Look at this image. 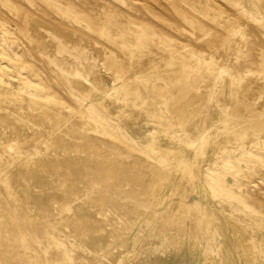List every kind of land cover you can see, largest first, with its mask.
Listing matches in <instances>:
<instances>
[{"label":"rangeland","instance_id":"rangeland-1","mask_svg":"<svg viewBox=\"0 0 264 264\" xmlns=\"http://www.w3.org/2000/svg\"><path fill=\"white\" fill-rule=\"evenodd\" d=\"M6 63L8 73L29 77L23 94L63 118L53 128L35 123L41 137L23 148H2L10 150L3 158L13 159L0 165V173H13L27 206L0 199V212H7L0 222V264H50L52 256L37 248L54 250L50 231L78 243L75 255L84 257L78 264L174 258L176 264H250L236 250L232 263L217 245V224L225 227L229 215L255 241L254 264H264V124L255 122L264 120V0H0V64ZM128 86L139 89L142 96H135L142 99L126 93ZM183 112L187 123L179 120ZM242 120L254 132L196 166L202 174L197 179L173 164L172 173L165 167L153 173L149 169L182 155H156L137 137L154 126L182 135L167 146L191 142L199 152L206 136H222ZM55 139H63L61 147H44ZM56 153L63 157L53 159ZM108 155L121 162L107 161ZM31 160L47 162L27 172L22 164ZM146 179L153 190L141 184ZM5 187L0 185V194H8ZM71 211L88 218L63 220ZM26 214L38 216L33 220L42 238L28 233ZM13 240L21 247L8 248Z\"/></svg>","mask_w":264,"mask_h":264},{"label":"bare ground","instance_id":"bare-ground-1","mask_svg":"<svg viewBox=\"0 0 264 264\" xmlns=\"http://www.w3.org/2000/svg\"><path fill=\"white\" fill-rule=\"evenodd\" d=\"M145 1V0H142ZM148 1V0H147ZM176 3H182L184 0H175ZM213 1V0H212ZM82 2V1H81ZM109 2V1H108ZM158 2V1H157ZM162 2V1H160ZM111 4V2H109ZM149 3V2H148ZM114 4V3H113ZM159 4V3H158ZM186 4V3H185ZM242 4V3H241ZM254 3H252L253 5ZM149 5V4H147ZM151 5V4H150ZM149 5V6H150ZM153 5V4H152ZM240 5V4H239ZM159 6H161L159 4ZM166 6V5H165ZM179 6V4H178ZM119 7V6H118ZM153 7V6H152ZM162 7V6H161ZM182 7V5H181ZM244 7V6H243ZM253 7H255L253 5ZM257 7V6H256ZM164 8V7H163ZM228 8V7H227ZM258 9V8H257ZM226 10V9H225ZM247 10V9H246ZM259 11V10H258ZM230 12V11H229ZM238 12V11H237ZM158 13V12H157ZM163 13V12H162ZM234 13V12H233ZM130 15V14H129ZM236 15V14H235ZM52 16V15H50ZM135 18V17H134ZM168 18V17H166ZM147 21V20H146ZM145 21V22H146ZM229 21V22H228ZM227 24L230 23L231 20H228ZM243 21V20H242ZM248 21V20H247ZM246 23V22H245ZM246 25V24H245ZM71 27V26H70ZM246 28V27H245ZM134 30V29H133ZM23 31V30H22ZM123 37V36H121ZM187 43V42H186ZM16 51V50H14ZM22 52V51H21ZM18 53L17 56L19 54ZM19 57V56H18ZM109 58V56L107 57ZM175 60V59H174ZM173 60V61H174ZM170 61H167V65L172 66V63ZM7 65L9 66V63H6V66H3L0 64V80H2L3 78H5L7 80V82H1L0 81V128L3 129V133L0 134V159L5 157L6 154L10 153V150L7 149V153L4 152V150L2 148H9V146H16V147H21L23 148V145L29 143V142H33L35 140H37L39 137H41V132L39 129H36L34 124H42L43 122H45L47 124V126L49 128H53L55 126L58 125V123L62 120L63 116L56 114V113H52V109L50 107V105H46L43 102H39L38 99L35 100V98H32L31 96H27V94H23L22 92V85L24 80H27L29 77L27 78H22L19 73L17 74H12V73H8L6 71ZM166 65V66H167ZM178 65V64H175ZM12 66H14L13 62L10 65V68H12ZM17 68V67H16ZM2 78V79H1ZM17 80H22L21 82L17 83ZM139 81V80H138ZM137 83V82H136ZM141 83V82H139ZM135 84V83H134ZM130 85V84H129ZM133 85V84H132ZM142 85V84H141ZM131 87L128 86V88H126V93H133L135 96H142L141 92L139 91V89H130ZM158 88V87H157ZM124 89V88H122ZM123 91V90H122ZM121 91V92H122ZM119 92V94L121 93ZM137 96V97H138ZM103 97V96H100ZM99 97V100L102 102L103 99L101 100V98ZM126 97V96H125ZM135 96V98H137ZM104 98H106L104 96ZM141 97H138L139 100ZM166 100V98H163ZM162 99V100H163ZM98 101V100H97ZM96 101V104H98ZM166 103V102H165ZM39 107L40 110L38 112H33L31 110V105ZM100 104V103H99ZM68 105V104H67ZM230 110V107L228 108ZM227 109V110H228ZM228 110V111H229ZM55 111V110H54ZM233 111V110H232ZM69 112V111H68ZM166 113V111H165ZM169 113V112H168ZM164 114V113H163ZM70 115V113H69ZM154 116V115H153ZM79 117V116H78ZM189 117H187L184 112L181 114V116L179 117V120L181 122H186L188 120ZM82 121H84L82 119ZM162 121V120H161ZM189 121V120H188ZM87 123V121H84ZM147 122V121H145ZM160 122V121H159ZM256 124H264V120H257L255 121ZM189 123V122H188ZM222 123V122H221ZM253 123V122H251ZM148 124V123H147ZM88 125V124H87ZM185 125V124H184ZM245 125V120L242 121H236V122H232L230 123L225 131L223 132L222 136L219 137H208L206 136L203 140H202V144L203 147L199 152H194L191 148L189 143L191 144V142L186 143L184 146L179 145V146H175V147H169L167 146V144H165L166 142H170L171 140H173L175 138V136H180L182 138V135H177V134H173V135H168L167 132L158 130L157 128H153L152 129H148L147 133H144L143 136L139 135L137 136L139 140H141L142 142H144L145 147L151 150H153L151 153H155L156 155H164L166 157H171V155H177L178 153H180L182 159H180V161L176 160H171L170 164H157L156 165V170L154 171L153 169H149L152 170L153 173L156 172L159 174L158 171H161L164 167L166 168V171L171 172L172 173V166L171 164H173V166L175 167V171L183 174L184 172H188L191 177H197V173H199L200 171H196L195 168L196 166H198L199 164H201L204 160L211 159V156L214 154V157H217L215 155V153H221L223 152L225 149H227V147L231 144V142H233L234 140L238 139L240 136L242 135H247L249 131L254 130L251 127H244ZM90 126V124H89ZM161 127V126H160ZM171 128H173L171 126ZM175 128V127H174ZM45 129V128H44ZM58 129V128H57ZM164 129V128H163ZM218 129V128H217ZM46 130H48V128H46ZM188 132V131H187ZM254 132V131H252ZM72 134H75L74 132ZM170 134V133H169ZM179 138V137H178ZM242 138V137H241ZM246 138H250V137H245ZM189 139V138H188ZM244 139V141H245ZM187 140V139H186ZM247 140V139H246ZM182 141V140H181ZM238 142V140H236ZM256 141V140H255ZM37 142V141H36ZM63 142V139H55V140H46L45 142H43V145L45 148L54 145L55 144V150L58 149L59 147H61V144ZM187 142V141H184ZM175 143V142H174ZM236 143V142H235ZM243 143V142H242ZM247 145V143H245ZM196 145V143H195ZM200 146V145H199ZM97 148V147H96ZM199 148V147H198ZM93 149V148H92ZM99 149V148H98ZM217 149V150H216ZM19 150V149H18ZM14 153V159L17 157V155L19 154L20 150ZM41 149H36L35 152L40 153ZM195 150V149H194ZM48 152V151H46ZM36 153V154H37ZM11 154H13V152H11ZM34 154V153H32ZM223 154V153H221ZM22 155V154H21ZM29 155V156H28ZM28 158L32 157L31 153L28 154ZM51 155V154H50ZM49 156V155H48ZM55 157H53V159H59L62 158L63 156H61L59 153H56L54 155ZM106 156V155H105ZM220 156V155H219ZM210 157V158H209ZM27 158V157H26ZM4 159V158H3ZM13 158L9 159V160H0V165L6 164V162H10V160H12ZM207 159V160H208ZM116 160L117 163L121 162V158H116V159H112V157H110V155H108L107 157V161L111 162ZM23 162V161H21ZM47 161H43V162H37L34 160H31L27 163H23L22 165H25V170L28 171H38L40 170V168H37L38 166H40L41 164L46 163ZM52 163H55V161H51ZM49 162V163H51ZM19 163V162H18ZM40 164V165H39ZM203 164V163H202ZM201 164V165H202ZM7 165V164H6ZM18 165V164H17ZM16 165V166H17ZM38 165V166H37ZM37 166V167H36ZM12 167V166H11ZM13 169H15L13 167ZM158 169V170H157ZM198 169V168H196ZM200 169V168H199ZM203 169V167H202ZM147 169H145L146 171ZM10 171V170H9ZM12 171V169H11ZM148 172V170H147ZM151 172V171H150ZM174 172V171H173ZM204 172V171H203ZM205 173V172H204ZM12 172H5L4 171L2 173H0V185L3 184L8 186L9 188L6 190H8V194H3V192L0 194V199L3 200V202L5 201L4 199H12L13 201H15L14 203L17 204V206L19 207H25L27 206V204H24V199H22V197L19 195L18 190L16 189V187L12 184ZM201 174V172H200ZM135 176H137V174L135 173H131L130 177L134 178ZM151 176H153V174L151 173ZM199 176V175H198ZM202 176V174L200 175ZM205 176V175H203ZM183 177V176H182ZM150 178V177H147ZM41 180H43L44 178L41 177ZM152 179V178H151ZM197 179V178H196ZM15 180V179H14ZM201 180V179H200ZM194 181V180H193ZM202 181V180H201ZM42 182V181H41ZM153 183L151 180L146 179L145 182H141L142 185H144L145 187H150L152 188ZM255 183V181L253 182ZM257 183V182H256ZM139 184V185H141ZM163 184V183H162ZM202 184V183H201ZM167 186V185H166ZM175 186V184H174ZM180 186V185H179ZM177 186V188L179 187ZM4 188V189H5ZM166 189L168 187H165ZM147 189V188H145ZM149 189V188H148ZM154 188L150 189L153 190ZM173 189V188H172ZM175 189V188H174ZM160 191V190H159ZM158 191V192H159ZM172 191V190H171ZM175 190H173L174 192ZM150 192V191H149ZM155 192V191H154ZM153 192V193H154ZM164 192V191H163ZM171 192V194L173 193ZM165 193V192H164ZM163 193V194H164ZM155 194V193H154ZM174 194V193H173ZM172 194V195H173ZM156 195V194H155ZM158 195H161L158 194ZM170 195V194H169ZM202 197V196H201ZM209 198V197H208ZM156 200V199H155ZM154 200V201H155ZM158 200V199H157ZM163 200V198H162ZM161 200V201H162ZM59 203L61 205H63V201L58 199ZM174 201V199H173ZM200 201V200H199ZM172 202V201H171ZM170 202V203H171ZM5 203V202H4ZM13 203V204H14ZM83 203V202H82ZM86 203V201L84 202ZM162 203V202H161ZM168 203V202H167ZM206 203V202H205ZM210 203V202H209ZM218 203L220 204V206H223V202L218 201ZM1 204V203H0ZM24 204V205H23ZM22 205V206H21ZM48 205V204H47ZM153 205V204H152ZM165 205V204H164ZM207 205V203H206ZM65 206V205H64ZM170 208V207H169ZM180 206L178 205L176 207V210L179 209ZM224 208V207H223ZM20 209V208H19ZM23 210L25 208H22ZM13 210V209H12ZM22 211V210H21ZM29 211V210H28ZM33 211V210H32ZM210 212V211H209ZM218 212V211H217ZM223 212V211H221ZM23 213V212H22ZM231 213V212H229ZM6 215L7 212H0V222H5L4 220H6ZM210 215L213 216H217L216 214H214V212H210ZM219 215V214H218ZM27 218L26 220L31 223L32 225H30L32 227L29 228L28 233H30L31 235L37 237V238H42V234L40 233L39 229H38V225L36 226V221L34 222V220L37 219V217H35L32 214H26ZM221 216V215H220ZM223 216V215H222ZM225 216V214H224ZM234 217V215H232ZM231 215L227 216V219L222 220L224 221V225L225 227L222 225L223 222L220 224H217V226H219L221 228V239L220 242L217 243V245L221 246V248L225 251L228 252V255L230 253L231 258H232V263L236 262L237 257H235L233 255V251H238V253L240 254V256L244 255V256H249L250 258V264H254V261L256 262V258L259 259L258 254L256 256V254H254V251L256 250V244L253 242V240L251 239V237H249V235L247 233L241 232L240 229H242L243 227L241 226V224L236 221ZM85 218H88V216H86L85 214L81 215V218L77 216L76 213H74L73 211L67 213L63 220L69 221V222H79V221H83ZM90 218V217H89ZM34 219V220H33ZM218 219V218H217ZM38 220V219H37ZM55 220H59L61 221L62 219H55ZM93 221V218H91V222ZM90 222V221H89ZM96 222V220H95ZM94 222V223H95ZM67 223V222H66ZM28 224V223H27ZM93 224V222H92ZM96 225V223L94 224ZM98 225V223H97ZM96 228V226H95ZM98 228V227H97ZM219 230V229H218ZM248 231V230H247ZM11 235V233H8ZM219 235V234H218ZM231 236V237H230ZM47 237L49 238V240L54 244V250L55 248H57V252H54L53 249H51V245H41V246H37V248L42 249L44 252L50 254L51 257V263L50 264H78L77 260H79L80 258L83 259L84 257L81 256H76L75 255V248H77L78 243H72L70 241H68L66 238L62 237L59 233L56 232H52L50 231L47 234ZM219 237V238H220ZM235 241V247H233V245H231V243H233V241ZM239 240V241H237ZM256 240V239H255ZM232 241V242H231ZM262 241H264V238L262 239ZM18 242V241H17ZM16 241L13 240V242H11V244L8 245L12 247V249L14 248V244L16 245V247H21V243H17ZM28 243H31L30 241H28ZM33 243V242H32ZM193 245V244H192ZM264 247V246H263ZM26 248V247H25ZM35 248V249H37ZM220 248V247H219ZM193 250V249H192ZM27 251V250H26ZM23 252V256H32V254H30L29 252ZM12 252V251H10ZM227 252L225 254H227ZM192 253V251H191ZM257 253V252H256ZM224 254V255H225ZM262 254V253H261ZM192 255V254H190ZM189 255V257H190ZM238 255V254H237ZM227 256V255H225ZM243 257V256H242ZM40 257L38 256L37 259H39ZM79 258V259H78ZM193 258V257H192ZM184 259V258H183ZM86 260V259H85ZM190 260V259H188ZM238 260V259H237ZM247 260V259H245ZM193 261V260H192ZM191 261V263H192ZM244 261V260H243ZM177 260L176 258H174L172 260L171 263H168L166 260H160V259H150L146 262V264H176ZM189 262V261H188ZM245 262V261H244ZM243 262V263H244ZM247 262V261H246ZM245 262V264H246ZM190 263V262H189ZM242 263V262H241ZM258 263V262H257ZM35 264H45L44 261L42 260H37V262ZM90 264V263H89ZM145 264V263H143ZM230 264V263H229ZM239 264V263H238ZM248 264V263H247Z\"/></svg>","mask_w":264,"mask_h":264}]
</instances>
